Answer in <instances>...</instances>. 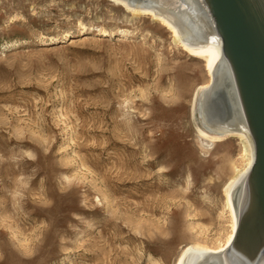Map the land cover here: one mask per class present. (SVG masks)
Segmentation results:
<instances>
[{
  "label": "rangeland",
  "instance_id": "rangeland-1",
  "mask_svg": "<svg viewBox=\"0 0 264 264\" xmlns=\"http://www.w3.org/2000/svg\"><path fill=\"white\" fill-rule=\"evenodd\" d=\"M206 80L157 18L114 0H0V264H174L222 241L239 140L201 151Z\"/></svg>",
  "mask_w": 264,
  "mask_h": 264
},
{
  "label": "bare ground",
  "instance_id": "bare-ground-1",
  "mask_svg": "<svg viewBox=\"0 0 264 264\" xmlns=\"http://www.w3.org/2000/svg\"><path fill=\"white\" fill-rule=\"evenodd\" d=\"M114 1L157 18L189 57L203 62L207 80L194 89L190 111L201 151L230 136L239 140L237 160H225L231 171L219 215H227L225 237L185 245L174 264H264V0ZM88 31L114 33L78 28ZM67 34L46 40L60 44ZM187 88L178 83L177 99Z\"/></svg>",
  "mask_w": 264,
  "mask_h": 264
}]
</instances>
